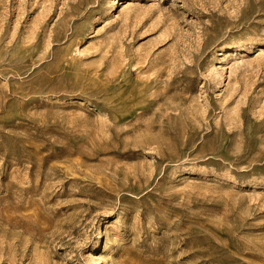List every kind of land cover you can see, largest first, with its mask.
I'll use <instances>...</instances> for the list:
<instances>
[{"label":"rangeland","instance_id":"obj_1","mask_svg":"<svg viewBox=\"0 0 264 264\" xmlns=\"http://www.w3.org/2000/svg\"><path fill=\"white\" fill-rule=\"evenodd\" d=\"M0 264H264V0H0Z\"/></svg>","mask_w":264,"mask_h":264}]
</instances>
